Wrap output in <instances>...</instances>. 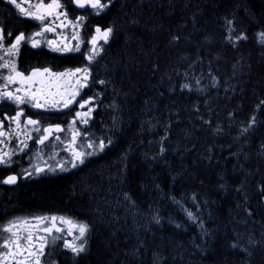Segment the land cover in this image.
Here are the masks:
<instances>
[{
  "label": "trees",
  "instance_id": "obj_1",
  "mask_svg": "<svg viewBox=\"0 0 264 264\" xmlns=\"http://www.w3.org/2000/svg\"><path fill=\"white\" fill-rule=\"evenodd\" d=\"M225 18L233 40L248 39L230 42ZM261 31L264 0H119L101 56L113 144L90 175L33 185L0 209L80 211L95 223L83 264H264ZM111 190L148 215L129 242L96 220Z\"/></svg>",
  "mask_w": 264,
  "mask_h": 264
},
{
  "label": "flooded vegetation",
  "instance_id": "obj_2",
  "mask_svg": "<svg viewBox=\"0 0 264 264\" xmlns=\"http://www.w3.org/2000/svg\"><path fill=\"white\" fill-rule=\"evenodd\" d=\"M45 4L50 2V0H44ZM60 2L66 5V8L60 11H67L68 20H74L76 16H86L87 27L80 26L75 30L71 25H68L67 21H64L65 27H60L61 20L54 19L53 17H48V23L50 26L56 28L55 32H48L45 34V40H55L58 43H67L70 46H74L80 43V51L76 53L60 54L51 50L46 43H42L39 48H32L29 44H24L21 47L20 55L15 58L18 70L25 73V76L31 74L33 68H49L52 73H63L65 70H72L77 67H88L92 73L89 78V87L80 90V94L76 97L69 108L65 109L63 107L59 108H45L36 109L31 105L27 106H17L11 102H0V121H3L2 128L0 130L5 132L4 137H0L3 143H0V151L12 152L16 149L15 155H13V163L9 167L0 165V198L5 200H13V197H18L21 191L26 188H30L33 185L45 184L57 181L62 177H69L68 181L73 182L80 180L84 174L92 173L94 166L99 163V160L103 155L106 154L107 150L111 147L109 146L103 153H99L94 156H90L86 159L84 164L78 167L72 168L70 165L67 166V170L60 171L56 169L55 171H48L47 166H55V164L64 159H68L71 155V149L73 147H81V150H85L82 147V140L80 137L77 138L75 144L71 142L72 132L78 130L80 133L85 131L91 132L95 137L100 136H110L113 139V128L108 126L109 110L108 102L109 95L106 91L105 84H99L98 81H105L102 75V64L101 56L109 53L111 49L107 48V45L113 37H110L109 41L105 43L103 40L97 42V47L99 49V55L95 57L92 62L86 60L85 55L91 51L92 45L89 43L91 37L95 34V26L100 25L101 28L107 26L114 27V35L116 33L117 26V7L119 0H113L112 5L105 9L100 16H95L92 14L91 9H80L69 3V0H60ZM17 3L21 7L28 9L30 5H35L37 0H17ZM63 19V18H61ZM0 24L4 26L5 35L8 30L13 32V37L8 38L6 43H10L14 39L15 35L20 31H24L26 34L31 32L39 31L38 21L31 18L22 16L16 5L11 4L8 0H0ZM76 32L80 39L76 40L72 38L73 32ZM0 55H4L0 51ZM7 59V57H5ZM7 70H0V75L6 76ZM48 77H45L47 79ZM77 77L73 76L68 79L71 80L73 87L75 86V80ZM52 79H57V77H52ZM5 83L3 79H0V86ZM63 85V81H61ZM67 87V85H63ZM19 82L15 84H9L8 89L10 91H15L17 88H22ZM68 88V91H71ZM89 97H96L95 102L92 105H85L83 109L80 108L78 102H83ZM91 106L93 111L88 118V124L77 122L74 125H70V121L75 118V113L77 111L86 112L88 107ZM23 108L24 115L19 119L21 121L20 129H17L16 122L10 120V117H14L17 111ZM28 117L33 120H40L41 126H47L48 124L59 123L63 128L67 129L61 133H54V135L60 136V141H55L53 137H49L52 141V146L45 147L35 143L36 133L32 131L31 126L27 128L24 126V122ZM21 132H31L32 139L27 140L28 149L24 151H19L21 147V141L25 140V136L21 135ZM48 143L47 141L45 142ZM90 151V150H89ZM105 153V154H104ZM52 155V158H49ZM42 157V158H41ZM31 158V159H30ZM32 165H39L45 168L44 173L33 174L32 176H27L24 174L23 170L27 172H32L33 169L30 167ZM8 175H17L18 179L15 184H5L2 181ZM90 175V174H89ZM80 211L76 210H65V209H47V208H20L12 206L9 208L0 209V229H3L9 221L14 218H19L21 222L26 221L27 227L31 229L34 236V245H39L40 239L43 238L48 241V245L45 247V256L41 258V264H83L84 257L88 256L89 248L91 245L90 233H88V244L87 251L75 256L70 250L63 247L61 241L57 240L55 246L53 244V238L58 237L61 233H56L55 228H53L52 216H56L57 220L55 222L56 228L64 229L62 235L71 240L72 236L67 233V225L61 224L59 217L71 218L74 221H86L82 219ZM44 218L38 220L36 218ZM87 222V221H86ZM45 227L53 228L52 233L45 234L43 229ZM9 233L0 231V245L3 244V240L9 237ZM25 232L21 228V236H24ZM78 235L77 232H73V236ZM26 246V242H25ZM0 251H6V249L0 247ZM7 264H14V262L9 259Z\"/></svg>",
  "mask_w": 264,
  "mask_h": 264
},
{
  "label": "snow or ice",
  "instance_id": "obj_3",
  "mask_svg": "<svg viewBox=\"0 0 264 264\" xmlns=\"http://www.w3.org/2000/svg\"><path fill=\"white\" fill-rule=\"evenodd\" d=\"M9 3L16 5L19 13L24 16L31 18L35 21H38L39 31L31 32L26 34L24 31H20L15 35L14 39L10 43H6L8 38L13 37V32L8 30L5 35V29L2 24H0V51L4 55H0V70H7V75H0V79H3L5 83L0 86V102H11L17 106H27L31 105L36 109H45V108H59L63 107L65 109L69 108L70 105L76 100V97L80 94V90L86 87H89V78L92 73L88 67H77L72 70H65L63 73H52L49 68H33L31 74L25 76V73L18 70V66L15 58L20 55V50L22 45L29 44L32 48H39L42 43L46 45L53 51L60 54L76 53L80 51V43L70 46L67 43L60 42L58 43L55 40H45V34L48 32H55L56 28L50 26L47 18L53 17L54 19H60V27H65L64 21H67L68 25H71L75 30L77 27L86 25V16H76L74 20H68L67 11H60L61 9L66 8V5L62 4L60 0H50L45 4L44 0H37L35 5H30L28 9L21 7L17 3V0H8ZM113 0H69V3L80 8L86 9L90 8L91 12L95 16H100L105 9L109 8L112 5ZM63 18V19H61ZM226 24L228 27V37L230 42L235 45L236 41L247 40L248 37L245 33L241 32L233 40L232 34L236 31L232 25L234 20L227 19ZM135 23V21H133ZM95 34L91 37L89 43L92 45L91 51L85 55L87 61L92 62L97 55H99V49L97 47V42L103 40L107 43L110 37L114 36V27L107 26L101 28L100 25L95 26ZM258 37V43L264 45V31L258 32L256 34ZM73 39L79 40V35L74 31L72 35ZM174 41L179 40L178 36H173ZM7 57V59L5 58ZM187 75V73H185ZM77 77L75 80V86L73 87L70 77ZM45 77H48L45 79ZM52 77H57V79H52ZM215 80V77H213ZM63 85H67L64 87ZM19 82L21 85H24L22 88H17L15 91H10L8 89L9 84H15ZM99 84H105L106 82L101 80L98 81ZM200 80H196V84L199 85ZM182 88H189L191 86L188 84L181 85ZM68 88H71V91H68ZM96 100V97H89L83 102H78L80 108L83 109L85 105H92ZM264 106V101H261L260 105L257 107L260 108ZM115 107V105H111ZM93 108L88 107L86 112L77 111L75 113V118L70 121V125H74L77 122L88 124V118L90 117ZM24 115L23 108L20 111H17L14 117H10V120L16 122L17 129L21 127L20 117ZM231 115V114H230ZM115 123V117L113 118ZM257 123L256 116L253 115L250 117L248 125L241 129V133H246L251 127ZM3 121H0V128H2ZM24 126L27 128L31 126L32 131L36 135L35 143L44 145L45 147L52 146V141L49 140V137H53L55 141H60V136L54 135V133H61L67 129L63 128L61 124H48L47 126H41L40 120H33L31 117H28L24 122ZM217 131H222V129H217ZM21 135L25 136V140L21 141V147L19 151H24L28 149L27 140L32 139L31 132H21ZM5 132L0 130V137H4ZM80 137L82 140V147L85 150H81V147H73L71 149V155L68 159L58 161L55 166L48 165V171H55L59 169L60 171L67 170V166L72 168L78 167L81 164L86 162V159L90 156L103 153L106 149L113 144V139L110 136H100L95 137L91 132L85 131L80 133L78 130L72 132L71 142L75 144L77 138ZM163 139V138H162ZM48 142L47 144L45 142ZM0 143H3V140H0ZM264 148V145H261ZM90 150V151H89ZM16 149H13L12 152L0 151V165L9 167L12 163V157L15 155ZM164 152V148L161 147V153ZM42 158V157H41ZM49 158H52V155H49ZM31 159V158H30ZM32 172L24 171V174L27 176H32L33 174H40L45 172L44 167L37 165H32ZM17 175H8L2 181L5 184H15L17 182ZM262 194H264V189H262ZM125 199H129L128 194L125 193ZM195 199V197H193ZM134 203V202H133ZM179 203V202H177ZM187 211V210H185ZM187 215L193 222H196V217L191 211H187ZM251 215V213H249ZM38 220L44 218L38 217ZM156 223H159L158 215L154 216ZM51 220L53 221V228H55L56 233H61L60 236L53 238L52 246H55L57 240L61 241L63 247L67 250H70L75 256H79L82 253L87 251L88 244V233L91 230V226L86 221H74L71 218L59 217L60 223L67 225V233L72 236V239L69 240L65 238L62 233L64 229L56 228L55 222L57 220L56 216H52ZM177 227L181 225L177 224ZM21 228H23L25 235L21 236ZM53 228L45 227L43 229L45 234L52 233ZM0 231L9 233V237L3 240V244L0 247L6 249V251H0V264H7V261L11 259L14 264H41V258L44 257L45 247L49 246L48 241L37 237L40 239L39 245H34V236L30 228L27 227V222H21L19 218H14L12 221H9L7 225L0 229ZM73 232H77L78 235L73 236ZM26 242V246H25ZM257 242L249 240V244L255 246ZM233 248L241 247L237 242H233ZM243 251L248 255L251 253L247 248H243Z\"/></svg>",
  "mask_w": 264,
  "mask_h": 264
},
{
  "label": "rangeland",
  "instance_id": "obj_4",
  "mask_svg": "<svg viewBox=\"0 0 264 264\" xmlns=\"http://www.w3.org/2000/svg\"><path fill=\"white\" fill-rule=\"evenodd\" d=\"M108 195L110 196L108 201L100 202V214L103 212V214H106L108 217L105 218L102 214L99 217H96V220L100 225H104L106 230L110 226H115V229L117 228V230L121 231V234L125 236L124 241L129 242L130 239L127 238L132 236V228L135 229L137 226L145 227V225L148 224V215H145L144 211L140 209L138 211L135 204L128 199H122L120 195L116 194L115 190H111ZM106 210L109 212L105 213ZM183 210L187 215V211H189L188 208L184 207ZM191 212L196 217V213L193 211ZM196 221H198L197 217Z\"/></svg>",
  "mask_w": 264,
  "mask_h": 264
},
{
  "label": "bare ground",
  "instance_id": "obj_5",
  "mask_svg": "<svg viewBox=\"0 0 264 264\" xmlns=\"http://www.w3.org/2000/svg\"><path fill=\"white\" fill-rule=\"evenodd\" d=\"M87 223L91 226V230L89 232L90 233V237H91L92 236V233L94 231V225H95V223H93L92 220H90V219L87 220Z\"/></svg>",
  "mask_w": 264,
  "mask_h": 264
}]
</instances>
